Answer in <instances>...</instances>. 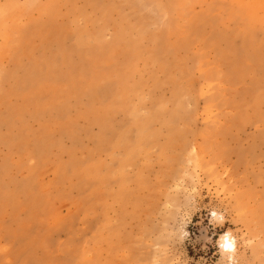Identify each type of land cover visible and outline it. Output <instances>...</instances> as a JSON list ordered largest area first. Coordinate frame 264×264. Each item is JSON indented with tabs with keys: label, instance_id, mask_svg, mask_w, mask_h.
Returning <instances> with one entry per match:
<instances>
[{
	"label": "rangeland",
	"instance_id": "rangeland-1",
	"mask_svg": "<svg viewBox=\"0 0 264 264\" xmlns=\"http://www.w3.org/2000/svg\"><path fill=\"white\" fill-rule=\"evenodd\" d=\"M229 229L264 264V0H0V264H216Z\"/></svg>",
	"mask_w": 264,
	"mask_h": 264
},
{
	"label": "clouds",
	"instance_id": "clouds-1",
	"mask_svg": "<svg viewBox=\"0 0 264 264\" xmlns=\"http://www.w3.org/2000/svg\"><path fill=\"white\" fill-rule=\"evenodd\" d=\"M194 191V190H193ZM209 213L208 223L213 228H222L226 222H229L224 212H217L212 210ZM187 227L184 228L183 232L180 233V239L183 240L184 236H189ZM236 230L231 229L225 231L219 238L216 240V247L220 259L216 264H240L239 262V248L240 240H238ZM215 234V233H214ZM240 239H243L241 237ZM208 243H211V238L207 239ZM255 241L246 240L244 241L245 245L252 246Z\"/></svg>",
	"mask_w": 264,
	"mask_h": 264
},
{
	"label": "bare ground",
	"instance_id": "bare-ground-1",
	"mask_svg": "<svg viewBox=\"0 0 264 264\" xmlns=\"http://www.w3.org/2000/svg\"><path fill=\"white\" fill-rule=\"evenodd\" d=\"M91 90V89H90ZM92 90H94V89H92ZM91 92H93V91H91ZM92 94V93H91ZM112 121V120H111ZM107 122V121H106Z\"/></svg>",
	"mask_w": 264,
	"mask_h": 264
}]
</instances>
